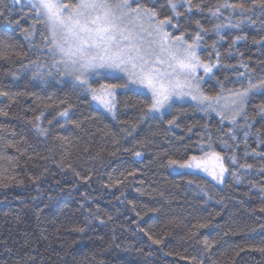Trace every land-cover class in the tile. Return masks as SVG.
Returning <instances> with one entry per match:
<instances>
[{"label": "trees", "instance_id": "obj_1", "mask_svg": "<svg viewBox=\"0 0 264 264\" xmlns=\"http://www.w3.org/2000/svg\"><path fill=\"white\" fill-rule=\"evenodd\" d=\"M142 2L214 65L205 96L264 79V0H191V10L176 0L179 16L167 0ZM224 3L254 10L217 13ZM0 11V264H264V90L233 121L192 103L145 116L142 92H118L108 115L70 79L47 75L40 25L24 37L26 3L0 0ZM211 151L228 169L222 186L169 165Z\"/></svg>", "mask_w": 264, "mask_h": 264}, {"label": "snow or ice", "instance_id": "obj_2", "mask_svg": "<svg viewBox=\"0 0 264 264\" xmlns=\"http://www.w3.org/2000/svg\"><path fill=\"white\" fill-rule=\"evenodd\" d=\"M13 2L18 3L19 0ZM167 2L174 14L179 16L176 0ZM185 2L191 10V0ZM27 5L33 12L34 23L31 31L23 30L24 37L33 38L36 35V25H40L43 30L40 32L43 47L51 58V65L45 64L48 67L47 75L51 76L55 70L60 76L69 78L74 86L91 93L92 99L97 100L113 115L118 92L139 95L142 94L141 89L149 91L151 104L144 113L145 116L152 113L163 115L164 110L175 106L173 98L190 96L198 104L219 99L204 96L192 84L197 77V69L203 68L207 74L214 65L201 61L194 51L195 45L185 46L187 42L183 36L171 37L165 30V26H171V18L158 19L155 7H147L142 0H27ZM220 7L233 12L239 9L241 13L254 10L243 4L224 3L217 7V13ZM259 7L264 11V2ZM4 15L5 12L0 11V16ZM222 27L225 25L215 26L217 34ZM245 38L238 36L236 40ZM200 39L201 36L197 34L195 41ZM32 64L39 69L38 61H32ZM36 74L41 78L44 76L39 71ZM100 80L110 82L101 83L99 88L92 87L94 82L98 83ZM193 88L195 94L191 90L185 91ZM253 90H264V79L253 83L249 78L248 87L235 93L238 97L233 101L236 111H243L246 98ZM7 95L8 93L0 91V96ZM259 111L264 113V105L260 106ZM59 115L67 117L68 110L65 109ZM38 130L46 133L45 129ZM136 155L139 156L140 153L137 152ZM211 155L218 162L223 159L219 153L213 152ZM232 162L235 163V158ZM169 165L179 169L208 171L203 159L195 155L183 162L169 160ZM219 168V174H210L223 182V174L228 169L222 163ZM261 229H264V225H261ZM256 250L264 253V248ZM240 251L244 249L241 248ZM199 264H203V261Z\"/></svg>", "mask_w": 264, "mask_h": 264}, {"label": "rangeland", "instance_id": "obj_3", "mask_svg": "<svg viewBox=\"0 0 264 264\" xmlns=\"http://www.w3.org/2000/svg\"><path fill=\"white\" fill-rule=\"evenodd\" d=\"M18 3L19 4H23V3L27 4V0H19ZM165 30L168 32V26H165ZM187 45L188 44H186L185 46H187ZM194 45H195L194 51H195L197 57H199L200 46H199L198 43H195ZM212 72H213V68H212V71L207 73V74L204 73L203 68L197 69V77H196V79H194L192 81V84L195 87H198V89H199V91L201 93H203L202 92V84H203V82H205L206 80H208L211 77ZM190 90L193 91L194 94H195V88H193V89H185V91H190ZM141 92L145 93V94H147L148 96L151 97V93L149 91H147L146 89H141ZM251 94H252V92L249 93L248 97L246 98V101H245V104H244V107H243V111L245 109L246 102L250 98ZM218 98H219L218 101L217 100L207 101V102H205V104H198L197 101L192 100L190 96H186L183 99L173 98V101H174V104L175 103H192V104H194V105H196L198 107L207 108V109L213 111L215 114H217L223 120L233 121V120H236L238 117H240L242 115L243 111H236L234 109L233 101L238 99V97H236L235 93L221 95ZM93 101H94L95 106L98 107L99 109H101L106 114H108V115L113 114L112 112H109L97 100H93ZM208 104H210L211 106H207ZM168 110L169 109L164 110V114ZM152 115L153 116H162L159 113H152ZM212 153H213V151H211L210 153H208L204 157H201L203 159L206 167L208 168V171H204L203 169H195V170L179 169V168H175V167H172V169L175 170V172H177V173H192V174H198V175L205 176L206 178H208L211 181H213L215 184H217L219 186H222L224 184L226 178H227L228 173L225 172L223 174V182H219L218 180L214 179L213 175H211L210 173L219 174V171H220L219 165L222 163L223 166L225 167V163H224L223 159L221 161H219V162L216 161L215 159H213L212 155H211Z\"/></svg>", "mask_w": 264, "mask_h": 264}]
</instances>
